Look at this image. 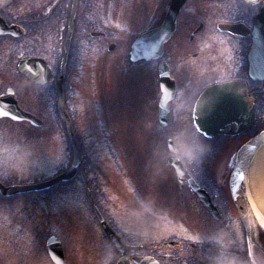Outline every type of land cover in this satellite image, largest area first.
Instances as JSON below:
<instances>
[{"label": "flooded vegetation", "instance_id": "obj_1", "mask_svg": "<svg viewBox=\"0 0 264 264\" xmlns=\"http://www.w3.org/2000/svg\"><path fill=\"white\" fill-rule=\"evenodd\" d=\"M93 1L76 2L71 42L78 43V46L70 48L61 83L63 108L70 118L81 153L86 144L83 142V131L80 130L82 127L79 128L76 119L81 116L77 115L78 106L83 102L78 104L70 76L76 68L78 56L82 59L87 54L81 49L88 38L102 39L109 36L107 30L99 26L104 23L103 13L98 11V5L92 8ZM95 1L100 3L101 0ZM170 2L161 0L159 21L153 26L162 22ZM71 6L72 0H0V108L14 107L13 97L20 109L35 118V123H31L5 115L0 116V124L11 128L22 125L38 145L45 144L53 137H60L63 139V149L68 154H71V146L64 120L59 114L56 81ZM185 8L193 11L190 18L198 20V24L186 25L183 30L180 19ZM90 11H94V17L88 16ZM258 14L261 20L264 17V0H185L177 16V26L164 43L160 58L130 62L128 49L124 67L119 68L121 72L116 75L113 70L108 71L105 74H108L107 82L100 68L102 80L95 88L94 116L101 123L109 113L107 101L103 102L105 97L108 99L114 92L117 97L120 92L118 87L104 92L108 86L106 84L113 82L119 85V76L121 82L132 80L129 81L133 84L131 91L123 92L124 96L131 94L134 101L144 100L145 104L152 100L155 103L152 113L159 121L158 101L161 91L158 65L160 60L165 62L174 86V97L169 102V123L174 121L176 124L190 125L200 117V121L213 125L208 131L215 133L213 136H205L191 126L188 130H174L173 133L177 140L176 155L184 163L191 179L205 190L221 215L220 219H214L213 213L192 188L191 180L184 178L180 187L177 172L164 164L169 155L164 158L158 152L163 166L157 172H150L143 183L144 196L138 202L143 207L140 214L150 219L165 220L172 227L160 238L147 236L145 239L149 241L129 243L123 239L135 249L121 254L112 247L114 257L111 264H116L120 259L121 264H264V254L248 240L230 189L231 170L238 152L244 149V155L249 154L250 160L260 147L257 140L253 142L254 139L264 133V62L260 52H251L254 21ZM223 24L232 29H222ZM143 31L138 32L133 39ZM92 32L99 34L92 36ZM262 37L264 44V25ZM110 43L112 41L108 45ZM102 47L99 49L100 54L95 53L98 63H104ZM28 57L43 59L49 70L35 67L36 79H29L18 69L19 61ZM109 67H112L111 62ZM151 79L154 80L153 91L149 87ZM228 82L237 83L236 88H217ZM207 89H211L206 98L208 106L195 112L198 97ZM92 95L94 97V91L91 98ZM203 111L205 115H202ZM84 116L89 121L93 117L86 113ZM10 133L14 134V131ZM162 138L166 144L169 136ZM157 144V141L153 143ZM154 156L157 158V155ZM93 201L94 197L90 196L92 207L97 205L102 208L99 202L94 204ZM102 213L104 215L105 212ZM215 213L218 215L217 211ZM200 219L203 227H200L199 234L193 223ZM211 221L221 227L209 228L207 224ZM113 230L117 234L120 232L117 228ZM98 234L102 239L106 238L105 242L109 246L102 229H98ZM205 234L208 238H201ZM99 246L107 251L103 243ZM63 247L65 251V244Z\"/></svg>", "mask_w": 264, "mask_h": 264}, {"label": "rangeland", "instance_id": "obj_2", "mask_svg": "<svg viewBox=\"0 0 264 264\" xmlns=\"http://www.w3.org/2000/svg\"><path fill=\"white\" fill-rule=\"evenodd\" d=\"M97 5L98 11L103 12L104 20L99 26L107 30L109 36L88 38L81 49L87 54L82 59L78 56L76 68L70 76L75 98L78 104L83 102L78 106L77 115L81 116L76 120L79 128L82 127L80 130L86 144V167L81 175L45 195L42 192H28L0 197V264H52L42 238V231L48 229L56 232L65 244V264H111L113 249L99 236L94 215L88 208L91 202L87 191L92 194V188L101 194V205L110 218V221L107 220L117 229L121 228V233H118L126 242L149 241L145 239L147 236L160 238L172 227L156 218L142 216L143 207L138 203L141 196L140 193L135 194L133 189L136 186L142 188L140 184L144 183L149 173L157 172L163 166L158 152L165 156L162 137L170 131L156 122L152 113L155 103L152 100L149 104H145L144 100L134 101L131 94L124 96L123 92L130 93L133 84L129 82L131 79L121 82L119 76V85L111 82L106 84L107 88L104 87V92L112 87L120 90L119 96L115 97L114 92L103 101H107L108 117L101 123L94 116L95 88L101 83V72L106 82L108 74H105L108 71L113 70L116 75L121 72L119 68L124 67L123 61L133 37L158 22L161 0H104L103 5L94 0L92 8ZM93 13L90 11L88 16L94 17ZM192 14L193 11L183 10L180 19L183 30L186 25L198 24V20L190 18ZM111 41L115 43L114 48L107 50ZM100 47L104 63H98L95 55L96 52L100 54ZM110 62L112 67H109ZM150 81L149 87L153 91L154 80ZM93 91L94 97L92 95L91 98ZM85 113L93 115L91 121L84 116ZM172 125L176 128L174 121ZM176 126L179 132L182 128L190 129L187 123ZM14 129L18 132V141L12 139L13 133L4 124H0V181L32 184L54 176L65 167L68 153L63 149L62 138L53 137L45 144L38 145L28 129L22 125ZM174 139L176 141L175 136ZM156 141L158 144L153 145ZM193 224L200 234L202 220ZM217 224L211 221L207 226L221 227ZM38 232H41V236L36 245ZM201 238L208 237L205 234ZM102 243L106 252L99 246Z\"/></svg>", "mask_w": 264, "mask_h": 264}, {"label": "water", "instance_id": "obj_3", "mask_svg": "<svg viewBox=\"0 0 264 264\" xmlns=\"http://www.w3.org/2000/svg\"><path fill=\"white\" fill-rule=\"evenodd\" d=\"M185 0H171L170 5L168 7V10L166 12V15L163 19V21L156 27L149 29L141 34H139L134 41L131 44L130 47V58L129 61H134L139 58H146V59H155L162 55L163 52V45L164 43L169 39L171 34L173 33L175 26H176V18L179 13V9L181 5L184 3ZM252 1V0H247ZM75 4L76 0L72 1V7H71V13L69 16L68 26H67V34L63 46V53L61 57V65H60V76L57 80V88L59 93V100H58V107H59V113L61 117L63 118L65 122V128L67 132V136L69 138L71 147H72V163L68 169L63 171L62 173L56 175L55 177L45 180L43 182H39L36 184H26V185H10V186H4L2 183H0V194L9 196L16 193H24L29 191H37L46 189L48 187H51L55 184H57L60 181L71 179L76 172L77 165L79 164V152L76 145V141L73 135L72 127L70 120L67 116V114L64 111L63 108V96H62V90H61V80L63 76L64 71V63L66 60V55L68 51V46L70 42V37L72 33V27H73V19L75 15ZM264 25V17H261L259 14L256 15L255 21H254V30H253V43L251 46V52H260L261 58H263L264 62V44H263V37H262V30ZM92 35H96L92 32ZM261 40H262V47H261ZM113 48V44L109 46V49ZM45 63L39 59H22L19 64L18 68L21 72L26 74L29 78H34L35 75H37L33 71V67H39V68H45ZM159 78H160V84L163 91L162 99L160 100L159 104V121L162 126H166L167 124V101L170 98V92L173 89L172 83L168 77V67L165 64L163 60L159 63ZM237 83L228 82L224 83L217 88L221 89H229V88H236ZM172 88V89H171ZM210 92L209 89L203 91L199 98L196 101V107H200L201 100L203 98H206L208 96V93ZM166 93L168 94L166 97ZM7 110H1L0 109V115H9L12 118L16 120L21 119H29L30 121H33V117L30 116L28 113L23 112L21 109L16 107L15 109L6 106ZM197 127L200 129V131H209L211 124L207 121H196ZM201 126V128H200ZM222 127V126H221ZM206 133V132H205ZM208 133V132H207ZM258 141H264V135L263 137H260ZM174 150H171V153H173ZM243 152V149H242ZM242 152L240 153V160L238 161V169L236 170L235 177H241L243 175V172L245 170V157L242 155ZM244 161V163H243ZM169 162L172 163L176 170L180 172L184 171L183 165L179 162V160L175 158L169 159ZM234 182V181H233ZM194 189L196 190L197 194L201 198V200L205 203V205L208 206V208L211 210V212L214 214L216 211H214L213 206L211 205L210 199L208 198L207 194L200 190L197 185H194ZM233 198L235 200L237 209L239 214L241 215L242 219L245 220V229L249 236V239L264 253V233L261 231L259 226L256 224H253V221L247 220V217L244 216L243 208L246 206L247 208V201H243L242 197L244 195V187L242 185V181L239 178L238 182H235L233 189H232ZM242 203V204H241ZM244 204V206H243ZM249 208V207H248ZM247 210L249 211V209ZM216 215V214H214ZM98 216L100 218V221L104 227V230L106 231L107 235L109 236L112 243L115 245L117 249H119L122 253L126 250L133 249L132 247L123 244L120 239L107 227V225L104 223L102 217L100 216L98 212ZM47 250L54 261L55 264H63V252L61 248V244L58 241V239L55 238V236L51 235L47 240ZM120 264V261L117 263Z\"/></svg>", "mask_w": 264, "mask_h": 264}, {"label": "bare ground", "instance_id": "obj_4", "mask_svg": "<svg viewBox=\"0 0 264 264\" xmlns=\"http://www.w3.org/2000/svg\"><path fill=\"white\" fill-rule=\"evenodd\" d=\"M244 177V195L242 199L245 202L247 201V208H250H248L249 211L246 206L243 208L244 216L249 221H257L259 226V220L264 219V144L252 157ZM242 221L245 223L244 219ZM260 229L264 233V228Z\"/></svg>", "mask_w": 264, "mask_h": 264}, {"label": "trees", "instance_id": "obj_5", "mask_svg": "<svg viewBox=\"0 0 264 264\" xmlns=\"http://www.w3.org/2000/svg\"><path fill=\"white\" fill-rule=\"evenodd\" d=\"M77 46H78V43H76V42H74V41L71 42V49L76 48ZM70 52H71V51H70ZM82 159L85 160V157H82ZM81 173H82V170L80 169V170L78 171V175H81ZM48 191H54V190H53V189H48V190H46L45 192H42L41 194H42V195H45V193H47Z\"/></svg>", "mask_w": 264, "mask_h": 264}, {"label": "snow or ice", "instance_id": "obj_6", "mask_svg": "<svg viewBox=\"0 0 264 264\" xmlns=\"http://www.w3.org/2000/svg\"><path fill=\"white\" fill-rule=\"evenodd\" d=\"M252 223H253V224H256L257 221H253ZM258 224H259V227H260V228H264V219L259 220Z\"/></svg>", "mask_w": 264, "mask_h": 264}]
</instances>
